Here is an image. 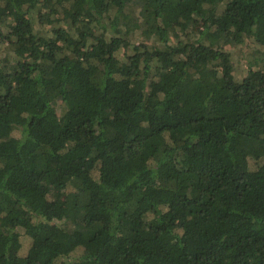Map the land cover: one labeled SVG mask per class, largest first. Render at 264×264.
Returning a JSON list of instances; mask_svg holds the SVG:
<instances>
[{
    "label": "trees",
    "instance_id": "trees-1",
    "mask_svg": "<svg viewBox=\"0 0 264 264\" xmlns=\"http://www.w3.org/2000/svg\"><path fill=\"white\" fill-rule=\"evenodd\" d=\"M246 39L264 0H0V264H264Z\"/></svg>",
    "mask_w": 264,
    "mask_h": 264
},
{
    "label": "rangeland",
    "instance_id": "rangeland-1",
    "mask_svg": "<svg viewBox=\"0 0 264 264\" xmlns=\"http://www.w3.org/2000/svg\"><path fill=\"white\" fill-rule=\"evenodd\" d=\"M137 38H133V41L136 42ZM3 45L0 44V54L3 53ZM261 49H264V47H261L259 45H256L252 40L246 39L243 43L236 45L234 48H230L232 51V60L234 64V74L237 79H241L244 77L249 70L250 64L260 66L261 63H253L255 59L260 58V52ZM225 50H228L226 48ZM3 55V54H1ZM121 57H124L123 51L120 52ZM260 62V61H259ZM25 244L29 245L30 238L27 236H23L22 238Z\"/></svg>",
    "mask_w": 264,
    "mask_h": 264
}]
</instances>
